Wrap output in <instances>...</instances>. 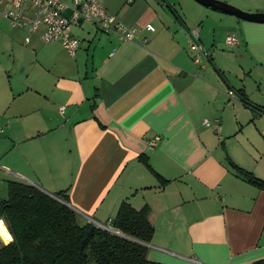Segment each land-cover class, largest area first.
<instances>
[{
  "label": "crops",
  "instance_id": "1",
  "mask_svg": "<svg viewBox=\"0 0 264 264\" xmlns=\"http://www.w3.org/2000/svg\"><path fill=\"white\" fill-rule=\"evenodd\" d=\"M100 1L138 28L133 40L82 21L71 56L39 34L26 43V31L9 23L13 30L2 33L0 200L10 180H22L48 194L66 191L81 224H109L123 201L147 206L154 226L148 259L161 264L264 259V189L227 161L264 180V113L237 92L264 107V23L196 0ZM225 1L253 8L248 0ZM195 29L201 45L211 29L214 36L223 30L225 46L227 36L239 39L223 60L210 55L217 74L193 60ZM232 67L235 79L225 74ZM140 156L168 182L160 185ZM0 223L8 242L0 239L9 243Z\"/></svg>",
  "mask_w": 264,
  "mask_h": 264
},
{
  "label": "trees",
  "instance_id": "2",
  "mask_svg": "<svg viewBox=\"0 0 264 264\" xmlns=\"http://www.w3.org/2000/svg\"><path fill=\"white\" fill-rule=\"evenodd\" d=\"M173 10L181 18L177 9ZM237 92L246 106L264 113V107L252 103L243 90ZM139 159L160 185L168 182L146 156ZM227 161L238 176L264 189V180L229 158ZM55 196L22 180L8 182V195L0 200V220L12 240L4 243L0 239V264H161L148 259L145 243L151 241L154 226L147 206L136 209L123 201L114 219L113 226L120 231L116 234L93 222L81 224L66 204V191ZM254 264H264V259Z\"/></svg>",
  "mask_w": 264,
  "mask_h": 264
},
{
  "label": "built area",
  "instance_id": "3",
  "mask_svg": "<svg viewBox=\"0 0 264 264\" xmlns=\"http://www.w3.org/2000/svg\"><path fill=\"white\" fill-rule=\"evenodd\" d=\"M134 0H127L132 3ZM0 15L7 19L12 27L26 31L25 42L28 43L32 35L39 34L43 43L59 42L68 54L74 56L81 45V40L73 34V29L82 21H91L105 33L114 32L121 40H133L138 28L124 26L117 16L110 14L100 0H0ZM145 28L154 31L152 24ZM239 43L236 35L225 38V44L233 47ZM189 50L193 54L195 63L200 64L205 54L199 42L198 30L189 33ZM234 96L233 91L229 92ZM61 112L64 106L60 108ZM205 125H210L209 120H204ZM2 126L0 125V132ZM160 140L155 136L149 141L154 146ZM99 227L120 234L114 226L98 224Z\"/></svg>",
  "mask_w": 264,
  "mask_h": 264
},
{
  "label": "rangeland",
  "instance_id": "4",
  "mask_svg": "<svg viewBox=\"0 0 264 264\" xmlns=\"http://www.w3.org/2000/svg\"><path fill=\"white\" fill-rule=\"evenodd\" d=\"M220 1H224V0H220ZM250 3H253V8L252 10H245L239 6H236L234 4H232L231 2H227L231 5H234L246 12H264V0H248ZM225 16H229V15H225ZM0 44L2 43V33L3 32H7V31H12L13 29L9 26L8 22L5 20H0ZM214 27V26H213ZM223 36V30L218 32L216 34V36H214V32L213 30H209V34L207 37V40H203V47H204V52L205 54L203 55V59H202V64L204 65L205 69H203L204 71H213L216 74L218 73L217 71V66L215 64V61L217 62V60H223L224 59V55H228V53L230 51H232V49L227 48L223 42H221L220 36ZM1 55V52H0ZM210 55H212V57H215V61L214 59L212 61H210ZM236 71H238L235 67L229 68V70H227L225 72L226 75H229L230 78L235 79L236 78ZM5 187L6 184L4 185Z\"/></svg>",
  "mask_w": 264,
  "mask_h": 264
},
{
  "label": "water",
  "instance_id": "5",
  "mask_svg": "<svg viewBox=\"0 0 264 264\" xmlns=\"http://www.w3.org/2000/svg\"><path fill=\"white\" fill-rule=\"evenodd\" d=\"M196 1L206 7L221 11L229 15H233L245 21L264 23V12H246L234 5H231L227 2L220 0H196ZM113 224H114V219H111L109 225L113 226Z\"/></svg>",
  "mask_w": 264,
  "mask_h": 264
},
{
  "label": "bare ground",
  "instance_id": "6",
  "mask_svg": "<svg viewBox=\"0 0 264 264\" xmlns=\"http://www.w3.org/2000/svg\"><path fill=\"white\" fill-rule=\"evenodd\" d=\"M0 236L2 237V239L6 242H8V239L6 238V236L3 234L2 231H0Z\"/></svg>",
  "mask_w": 264,
  "mask_h": 264
},
{
  "label": "snow or ice",
  "instance_id": "7",
  "mask_svg": "<svg viewBox=\"0 0 264 264\" xmlns=\"http://www.w3.org/2000/svg\"><path fill=\"white\" fill-rule=\"evenodd\" d=\"M2 229H3V225H2V223H0V231H2ZM4 235H7L6 233H3ZM10 238V237H9Z\"/></svg>",
  "mask_w": 264,
  "mask_h": 264
}]
</instances>
